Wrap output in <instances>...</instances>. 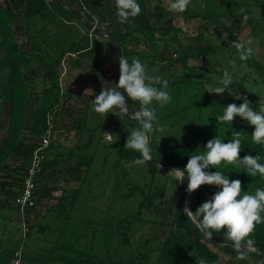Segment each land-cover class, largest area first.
Instances as JSON below:
<instances>
[{
    "label": "trees",
    "instance_id": "obj_1",
    "mask_svg": "<svg viewBox=\"0 0 264 264\" xmlns=\"http://www.w3.org/2000/svg\"><path fill=\"white\" fill-rule=\"evenodd\" d=\"M137 2L141 7V13L135 18H129V22L121 24L113 19L116 14L115 0H0V99L5 101L7 108L6 111L0 112V217L6 209L19 210L14 200L24 185L33 152L46 135L49 115L52 116L53 133L61 128H65L67 132L73 128L80 130L83 126L89 131L88 141L77 144L67 153L51 152L58 146V140L55 135L53 136L47 149L43 170L37 178L36 204L26 210L23 221L26 224L25 233L29 239L34 236L35 229L39 233H44L51 225L50 223L39 224L40 212L37 208L42 199L52 197L53 191L57 189L56 186H48V182L50 178L62 173V168L59 166L73 161L70 167L73 177L85 182L86 174L95 160V154L82 152L92 146L96 132L101 128V125L88 127L89 105L95 96H88L84 110L78 108L72 98L63 99L60 77L63 62L68 55L72 54L93 59L87 75L91 74L94 82L108 77L102 67L105 60V54L102 53L103 47L96 38L99 34L105 35L103 31L109 32L116 38L121 45L123 55L129 59V62L133 57L138 58L146 65L150 76H160L166 80L168 87L174 88L173 97L176 100L186 96L185 93L192 87L191 99L177 112H168L165 116H172L178 112L187 114L197 109L201 113L199 130L188 131L178 138L161 139L168 141L166 149L158 148L160 142L154 137V132L149 134L152 157L183 169L191 155L200 154L205 150L209 140L218 137L224 143H228L233 139V133L240 131L243 136L240 158L242 159L245 155H260L262 157L260 162L264 163V145L254 144L251 138L253 126L239 116L234 118L232 124L220 123L216 119L223 114L227 105L232 103L240 105L234 100L233 95L225 90L223 99H220L217 94L212 96L194 92L195 86L206 87L205 85L211 80L205 75L206 71L212 75H223L225 70L223 65L227 64L231 71H234L233 76H239L244 66L254 67L259 75L263 76L262 81H264V65L254 51L249 59L241 61L233 45L229 47L224 43L218 49V45H215L217 47L212 45L206 36L211 24H215L218 29L223 28L233 42L246 40V38L240 39L231 27V24L244 15L249 17L247 23L251 26L252 32L258 34V27L253 16L255 8H259V30L264 32V0H191L188 9L184 12L186 18L204 20L200 32L194 36H188L180 26L174 24L173 19L168 17L167 8L161 0L156 1L154 11L150 10L148 0H137ZM244 6L246 8L241 12ZM97 17L102 23H106L105 27L99 25L94 27ZM38 19L44 22L40 28H37ZM70 22L72 26H68ZM66 27H69L68 32L64 30ZM52 28L54 31H51ZM84 29H88L92 36L90 37L89 32H85ZM112 42L118 56L116 44L114 40ZM29 44L30 47H27ZM142 44L146 46L143 50L140 49ZM150 44L151 50L148 49ZM212 54L219 57H215L214 63L221 68L215 67L208 70L188 64L190 57L202 56L204 60L210 61ZM224 58L226 62L223 63L221 59ZM229 60L235 61V64L230 65ZM175 63H180L187 72L181 75L169 73L168 67ZM40 68L45 69L41 75L38 72ZM242 78H247L246 73ZM240 90L247 92L245 88ZM252 96L255 97V95ZM128 104L134 108L139 107L138 102L133 103L131 100ZM258 105V103L255 104L254 111L259 110ZM75 116L81 120V124L70 121ZM105 123L119 126L118 139L114 146V149L118 151V159L132 163L134 159L139 158L140 153L124 148L130 131L139 127L138 121L125 117L123 121L109 118ZM198 137L199 139L196 140ZM146 163L152 179L144 185L130 186V191L125 196L131 197L140 193L143 198L139 200L137 210L120 218L115 224L107 225V235L103 233L107 251L103 256L93 249L98 230H94V236L91 239L92 248L87 250L80 246L79 235L71 236L65 232L68 226H64L58 229L59 233L57 232L55 239L51 240L53 245L47 249V252L41 253L45 256L41 264H50L52 261H58L59 264H151L147 252H139L138 256L134 255L129 231L137 221H143L144 211L151 210L152 207H157V210L166 215L163 205H169L170 200L166 198L156 202L157 197L163 198L165 192L159 186H154L156 174L165 171L168 166L152 161ZM84 167H86L85 170ZM244 171L243 167L222 163L221 172L228 175L229 180L239 179L242 182L243 191L254 193L257 188H264V178H261L259 174L251 177ZM174 181L178 185L182 200L181 184H178L176 179ZM185 185L187 187L186 174ZM82 190L80 186L69 194L71 201L65 202L64 205L62 202L68 201L69 195H61L58 203L60 206L55 213L56 219L67 214L68 217L70 216L69 211L73 210ZM219 190L217 186H201L196 190V196L191 205L192 212L211 199ZM183 208L182 200L176 209L170 210V216L165 222L154 220L161 227L168 228V230L163 229L161 233L165 236L160 246L162 264H199L201 258L205 259L207 264H221L220 253L212 249L210 243L232 254V258L226 264H241L231 246L204 238L196 225L184 215ZM114 235L118 240L115 244V252H121V248L124 249V246H127L129 248L127 256L120 255L116 258L111 255V249L107 245ZM214 236L223 237V234H214ZM67 237L69 239H66ZM253 238L257 249L264 250V224L257 225ZM19 248L18 242L11 245L0 240V264H16V252ZM30 252L33 253L30 259H33L36 251ZM255 254L264 255L258 251ZM30 259L22 258L19 264H34Z\"/></svg>",
    "mask_w": 264,
    "mask_h": 264
},
{
    "label": "rangeland",
    "instance_id": "obj_2",
    "mask_svg": "<svg viewBox=\"0 0 264 264\" xmlns=\"http://www.w3.org/2000/svg\"><path fill=\"white\" fill-rule=\"evenodd\" d=\"M156 1L157 0H148L150 10H155ZM161 2L167 8L168 17H171L174 24L180 26L188 36H194L200 32L202 25L204 24V20L202 18L188 19L184 13L171 12L169 10L167 0H161ZM245 8L246 6H244V8L240 11L242 12ZM84 11L86 10L84 9ZM115 11L117 12V10ZM236 12L239 11L236 10ZM253 16L255 18V24L258 27V34H254L252 32L251 26L243 19L242 16L238 21H235L233 24L229 22V24H231L232 29L238 34L240 39H253L251 47L253 48L254 54L264 65V32L259 30V8H255ZM113 19L118 20L117 14L114 15ZM43 24L44 22L42 20H37V28L42 27ZM96 25L105 27L106 23H102L100 18L97 17L94 27ZM68 26H72V23L70 22ZM68 28L69 27H66L64 30L68 32ZM51 31H54V28H52ZM84 31L87 33L89 32L90 37L92 36V33L88 29H84ZM206 36L212 45H218V49H220V46L222 47L224 43L229 47L232 46L233 43L230 35L223 28L218 29L215 24H211L210 30L206 33ZM96 38L101 42L103 47L102 53L105 54V60L102 67L108 77L94 82L91 74L87 75V72H89L93 64V59L91 57L81 58L79 54H72L71 56L68 55L62 66L63 70L60 77V83L63 88V99L72 98L77 103L78 108L82 110L86 107V99L89 95H99L103 87L106 89L114 87L115 83L118 82L119 79V57L117 56L112 40L101 34L97 35ZM27 47H30V44ZM145 48L146 46L144 44L140 46V49L142 50ZM148 49H152L151 44ZM212 55L213 56L210 57V61L204 60L202 56L190 57L188 64L203 67L208 70L215 69V67L221 68L218 65L215 66L214 63L215 57H219L215 54ZM221 60H223V63L226 62L225 58ZM72 61H75V63ZM223 67L228 69L233 76L234 71H231L228 64L223 65ZM44 71V68H40L38 72L41 75ZM168 71L169 73L175 75H181L187 72L186 69L180 65V63H175L169 66ZM245 73L247 78L243 79L242 76ZM205 75L209 76L211 80L205 85L206 87L195 86L194 92L201 95L214 96V93H208L206 91L207 86H221L220 80L223 75H212L209 71H206ZM262 80L263 76L259 75V72L254 67L244 66L239 76H233V82L229 86V89H226V91L227 93L233 95L234 100L239 104H241L243 100L236 99L235 97L246 96L251 102L252 108L256 103H258V106L260 107L261 105H264V81ZM191 88L189 89V92L185 93L186 96L176 100L173 97L174 88L167 87V89L164 90L169 92L171 101L163 107L156 102H153L151 105L156 110L157 114V121L155 123L157 125L164 126L165 128L164 132L156 131L153 133L154 137L160 142L158 148H168V141H162L161 139L178 138L182 137L184 133H187L188 131H193L195 129L199 130L198 124H200L199 120L201 118V113L197 111V109H194L187 114L178 112L172 116H165L168 112H177L189 99H191ZM240 88H245L247 92L245 93V91L240 90ZM224 95L225 94L223 93L218 95V97L223 99ZM252 95H255V97ZM93 102L94 99L91 100L89 105L88 127L91 128L101 125V128L96 132L92 146L82 152L95 154V160L86 174L85 182L77 180L73 177L72 171L70 170L73 161L62 163L59 166L62 168V173L49 179L48 186H56L57 189L53 191L52 197L41 200L37 210L40 212L39 224L50 223V227H48L44 233H39L37 232V229H35L34 236L29 239L25 233L26 229L23 225L24 218L17 210L6 209L3 211V216L0 217V240H4L5 243H9L11 245L18 242L20 248L17 251H19L21 259H30L33 255L30 251H36L33 259L30 260L34 264H41L42 261L45 260V256L41 253L47 252V249L53 245L51 240L55 239L57 232L59 233L58 229H61V227L64 226H68L65 231L66 233L71 234V236L79 235L80 246L87 250L92 248L91 239L94 236V230H98L96 234V244L93 249L95 252L103 256V254L107 251L104 241L105 235L103 234H106L107 225L109 223L115 224L120 218L137 210L139 200L143 198L140 193H136L131 197L125 196V194L130 191V186L134 184L144 185L152 179V174L149 171L147 163L143 165H134L133 163H127L118 159V151L114 149V146L119 134V126L116 124H106L105 121L109 118L120 119L112 113H109L105 118L104 116L94 112ZM4 103L5 101L0 99V112H4L7 109ZM33 105H35V103ZM134 109L135 108L133 107V110ZM70 121L72 123H76L77 121L78 124H81V120H78V117L76 116L71 118ZM106 133H112L111 140L108 138V134ZM54 135L58 140V146L53 148L51 152L54 153L58 151L67 153L77 144L87 142L89 138V131L85 126H83L80 130L73 128L68 132L65 128H61L58 129ZM197 139H199V137L196 138V140ZM221 167L222 164L217 169L210 166L206 169V171H221ZM166 168L167 169L165 171H160L156 174L154 183V186H159V188L164 189L165 192L164 197H157L156 202H160L166 198L170 200L169 205H163V209L167 212L166 215L157 210V207H152L151 210L144 211L143 221H137L131 231H129V238L133 246L134 255L138 256L139 252H147L150 256L149 261L151 264H162L160 261V246L165 240V236H162L161 233L163 229H166L165 227H161L160 224L158 222L156 223L154 220L157 219L160 220V222H165L170 216V210L176 209V207L183 200H181L179 196L178 185L174 181V176L168 174L169 171L174 168L169 166ZM83 169L85 170L86 167ZM40 184L42 183L40 182ZM80 186H82L83 190L81 195H79L73 210L69 211L71 212L70 216L68 217L67 214L64 215V217L56 219L55 213L58 211L60 206H58V203L61 195L72 194L73 191ZM203 186L216 187L215 185ZM195 196L196 191L191 194L187 193L188 206L190 209ZM68 197V201L62 202V205H64L65 202L71 201L70 195ZM166 230H168V228ZM68 237L66 239H69ZM117 243V236H112L107 245V247H110L111 249V255L116 258L120 255L127 256L129 254V248H127V246H124V249L121 248V252H115V244ZM209 245L212 249L220 253L221 264H226V262L232 258L231 253L224 252L212 243ZM238 261H240L241 264H264V255L251 253L247 259H238ZM50 264L59 263L58 261H52Z\"/></svg>",
    "mask_w": 264,
    "mask_h": 264
},
{
    "label": "clouds",
    "instance_id": "obj_3",
    "mask_svg": "<svg viewBox=\"0 0 264 264\" xmlns=\"http://www.w3.org/2000/svg\"><path fill=\"white\" fill-rule=\"evenodd\" d=\"M169 10L174 13H184L191 0H167ZM118 22H129V18H135L141 13V7L137 0H115ZM247 21L249 17L244 15ZM253 39L248 38L242 42H233L232 45L239 53L241 61L249 59L253 53ZM230 65L235 61L229 60ZM233 82V76L225 69L220 80L221 86H207L208 93L223 94ZM168 82L160 76H150L144 65L138 58L133 57L131 62L123 53L119 56V79L114 87L104 88L99 95H95L93 111L104 116L109 113L117 116L121 121L125 117H131L138 121L139 127L130 131L124 148L140 153L139 158L132 161L134 165H143L153 159L149 147V134L159 131L164 132V126L157 125L156 110L151 107L156 102L161 107L171 101L167 89ZM127 98L133 103L138 102L139 107L133 110L132 105L126 102ZM243 102L237 106L232 103L225 107L222 115L216 117L220 123L232 122L239 116L249 125L254 127L251 138L254 144L264 145V105L258 111H254L247 97L237 96ZM108 134L111 140L112 133ZM117 137V136H116ZM118 139V137H117ZM243 136L240 131L233 133V139L224 143L216 137L209 140L205 150L201 154H193L189 157L183 169L174 168L168 174L174 176L176 181L182 183L187 179L186 191L191 194L203 185H215L217 191L210 200L205 201L192 212L186 202L183 213L192 221L202 236L208 240L213 234H223L224 243L232 247L236 258L245 260L249 254L258 251L253 234L257 225L264 224V188H257L254 193L242 190V182L239 179L229 180L228 175L221 171H206L210 166L217 169L222 163L243 167L244 172L251 177L257 174L264 178V163H261L260 155H245L240 158ZM114 142V141H113ZM112 142V143H113ZM160 167V165H158ZM199 264H207L201 258Z\"/></svg>",
    "mask_w": 264,
    "mask_h": 264
},
{
    "label": "built area",
    "instance_id": "obj_4",
    "mask_svg": "<svg viewBox=\"0 0 264 264\" xmlns=\"http://www.w3.org/2000/svg\"><path fill=\"white\" fill-rule=\"evenodd\" d=\"M53 136L54 133L52 129V116L49 115L46 135L40 142L39 146L33 152L32 161L29 168L27 169V173L24 179V185L20 193L14 200V204L19 208L18 212L23 216V218H25L26 210L35 206L36 204L35 191L38 185L37 178L43 170V165L47 157V149L50 146V142L53 139ZM23 225L27 230L26 224L23 223ZM16 257V263L19 264L21 260L19 251L16 252Z\"/></svg>",
    "mask_w": 264,
    "mask_h": 264
},
{
    "label": "water",
    "instance_id": "obj_5",
    "mask_svg": "<svg viewBox=\"0 0 264 264\" xmlns=\"http://www.w3.org/2000/svg\"><path fill=\"white\" fill-rule=\"evenodd\" d=\"M103 33L106 36H108L109 38H111L112 40H114V42L116 44V47H117L118 57H119L121 55V52H122L121 45L119 44V42L116 40V38L112 34H110L109 32H106V31H103ZM125 98H126V102L128 103L129 99L127 98V94L126 93H125ZM134 110H137V109L135 108ZM151 161L154 162V163L160 164L162 166H169V167H172V168H177L174 165L168 164V163L163 162L162 160L154 158V157H153V159ZM180 184H181V190H182V195H183V203H184V207H185L186 202L188 203L185 180L182 183H180ZM210 241H219V242L224 243V238L213 235V238ZM258 252L264 254V250H262V249H258Z\"/></svg>",
    "mask_w": 264,
    "mask_h": 264
}]
</instances>
